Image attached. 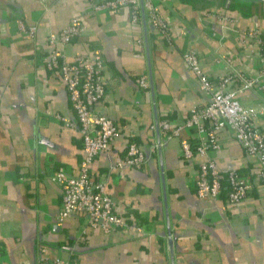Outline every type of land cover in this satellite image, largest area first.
<instances>
[{
	"label": "crops",
	"instance_id": "1",
	"mask_svg": "<svg viewBox=\"0 0 264 264\" xmlns=\"http://www.w3.org/2000/svg\"><path fill=\"white\" fill-rule=\"evenodd\" d=\"M153 1L170 25L169 39L143 17L131 22L127 6L93 13L88 0H0V264H39L41 246L50 264L56 257L64 264H264V189L255 159L227 127L217 131L218 147L209 156L224 187L231 169L253 183L245 201L222 209L226 190L217 199L196 196L203 157L185 159L181 146L182 140L206 138L184 125L204 95L182 52L193 48L211 76L223 74L218 55L225 53H238L244 71L256 69L264 43L245 57L237 38L241 29H264V0ZM218 8L235 18L224 37L216 23L200 20V12ZM76 15L84 29L62 49L101 52L106 90L100 109L122 130L90 165L128 217L126 227L109 232L91 226L81 212L57 220L62 191L52 175L77 173L82 140L60 118L74 116L63 83L43 56L49 32ZM20 21L34 25V32L20 29ZM142 72L148 89L137 84ZM238 97L245 104L259 100L249 90ZM161 120L178 134L166 138L157 125ZM257 125L264 132V109ZM130 138L148 154L147 162L110 168Z\"/></svg>",
	"mask_w": 264,
	"mask_h": 264
},
{
	"label": "built area",
	"instance_id": "2",
	"mask_svg": "<svg viewBox=\"0 0 264 264\" xmlns=\"http://www.w3.org/2000/svg\"><path fill=\"white\" fill-rule=\"evenodd\" d=\"M89 11L116 12L127 6L131 22L146 19L163 37L169 39L170 25L161 15L158 5L153 0H88ZM200 20L216 23L221 36L227 30L233 31L235 18L222 9H207L200 12ZM20 29L31 34L34 25L25 26L20 21ZM84 23L80 15L69 19L58 31H51L47 36V53L43 61L49 69L57 73L63 83L71 105L74 118L60 117L65 124L74 128L82 140V158L78 171L70 175L63 170L53 173L52 179L61 187L60 208L57 220L62 221L76 212L86 216L91 226H98L104 232L127 226L125 212L116 209L117 201L107 192L105 178H94L90 165L99 153L108 151L116 136L121 134V127L100 109V103L106 90L104 61L101 52L89 48L85 53L67 54L62 46L82 33ZM237 46L241 54L247 57L259 51L264 43V29L257 26L238 31ZM187 71L195 77L204 100L200 106H193L184 125L197 132H205L206 138L194 143L182 140V155L185 159L194 155L202 156L198 164V174L194 191L199 198L217 199L222 191L221 174L209 152L218 147L217 131L227 127L244 152L255 159L258 185L264 189V132L257 125L258 115L264 109V52L260 53V65L251 71H244L238 65L241 56L238 53L218 55L223 63L224 72L211 76L202 66L198 53L188 47L181 54ZM137 84L148 89L145 72L137 77ZM252 91L259 100L258 104H245L238 97L239 93ZM158 128L166 133V138L178 134V128H171L166 120L158 122ZM129 135V134H128ZM130 136V135H129ZM156 145L151 150H155ZM148 160L139 144L132 138L127 140L122 159L112 167H141ZM227 192L223 199L222 209L241 203L248 197L253 183L238 171L231 169L226 177ZM39 264H50L45 247H40ZM52 264H64L56 257Z\"/></svg>",
	"mask_w": 264,
	"mask_h": 264
},
{
	"label": "trees",
	"instance_id": "3",
	"mask_svg": "<svg viewBox=\"0 0 264 264\" xmlns=\"http://www.w3.org/2000/svg\"><path fill=\"white\" fill-rule=\"evenodd\" d=\"M264 47V46H263ZM221 183H222V180H221ZM225 186H226V183H225ZM225 190H227V188L224 187L223 183H222V191L224 192ZM221 191V192H222Z\"/></svg>",
	"mask_w": 264,
	"mask_h": 264
},
{
	"label": "bare ground",
	"instance_id": "4",
	"mask_svg": "<svg viewBox=\"0 0 264 264\" xmlns=\"http://www.w3.org/2000/svg\"><path fill=\"white\" fill-rule=\"evenodd\" d=\"M170 234V233H169Z\"/></svg>",
	"mask_w": 264,
	"mask_h": 264
}]
</instances>
